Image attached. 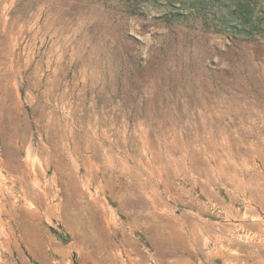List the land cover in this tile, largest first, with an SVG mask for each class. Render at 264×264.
<instances>
[{"label":"rangeland","instance_id":"374dc122","mask_svg":"<svg viewBox=\"0 0 264 264\" xmlns=\"http://www.w3.org/2000/svg\"><path fill=\"white\" fill-rule=\"evenodd\" d=\"M6 153L0 264H264V0H0Z\"/></svg>","mask_w":264,"mask_h":264},{"label":"bare ground","instance_id":"6f19581e","mask_svg":"<svg viewBox=\"0 0 264 264\" xmlns=\"http://www.w3.org/2000/svg\"><path fill=\"white\" fill-rule=\"evenodd\" d=\"M1 163L7 168L11 177L9 178L10 185L6 184L5 181H0V261L3 260L2 251L4 249H9L12 246H15L18 238H22L24 240L25 200L27 198H29V200H31L30 198L34 199L36 196V189L33 190L27 187L25 185V178L14 174V172L16 173L18 170L23 169L24 165L19 162V158L17 156L6 153L4 158L1 160ZM33 184L35 185L37 182H33ZM37 200H39V198H37ZM111 221V214L105 217V223L107 225H109ZM152 234L153 241H157L159 237L163 238V234L154 233V231ZM4 262L6 263V261Z\"/></svg>","mask_w":264,"mask_h":264}]
</instances>
